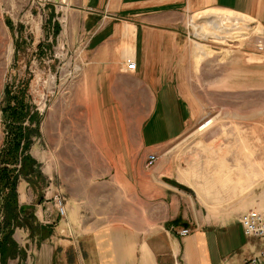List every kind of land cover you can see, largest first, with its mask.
Returning <instances> with one entry per match:
<instances>
[{"label": "crops", "instance_id": "crops-1", "mask_svg": "<svg viewBox=\"0 0 264 264\" xmlns=\"http://www.w3.org/2000/svg\"><path fill=\"white\" fill-rule=\"evenodd\" d=\"M60 3L67 18L83 19L84 73L73 82L82 126L66 146L75 148L74 162L89 167L75 174L80 181L63 217H43L41 203L21 202L19 183V204L33 205L38 221L53 225V233L37 243L28 230L16 229L13 239L25 255L6 264H242L257 254L261 242L245 237L238 223L248 209L241 194L219 196L211 189L215 177L207 179L195 160L198 152L183 170L169 146L201 119L200 104L192 99L201 97L200 84H210L218 66L211 65V54L199 60L185 19L226 10L259 24L254 31L263 35L264 0ZM52 7L50 17L57 11ZM128 55L134 72L124 69ZM150 155L157 160L147 168ZM185 228L190 233L180 237Z\"/></svg>", "mask_w": 264, "mask_h": 264}, {"label": "rangeland", "instance_id": "rangeland-1", "mask_svg": "<svg viewBox=\"0 0 264 264\" xmlns=\"http://www.w3.org/2000/svg\"><path fill=\"white\" fill-rule=\"evenodd\" d=\"M62 1L0 0V103L5 86L14 78H30L32 103L43 115L40 137L34 139L30 153L46 182L39 180L31 187L22 181L20 195L21 202L41 203L43 217L58 215L53 195L65 198L64 203L68 201L80 181L75 174L89 167L74 162L75 148L66 146L81 133L82 116L75 103L74 83L84 73L85 62L80 54L84 44L79 41L83 19L67 18L63 9H58ZM53 5L57 6L54 21L61 25L54 43L53 26L48 23ZM194 15L185 19V28L187 38L197 43L200 41L192 37ZM258 25L252 23L259 29ZM72 36L73 42L78 38L76 43H72ZM230 41L209 38L200 43L207 48V55L211 54V65L218 66L214 77L211 73L210 84H200L201 97L192 99L196 106L200 104L196 109H202L201 119L169 146V154L184 170L192 153L198 152L195 160H201L199 166L207 179L215 177L211 180L216 182L213 191L219 196L222 192H239L243 208L264 212V33L252 31ZM128 59L134 60L128 55L124 62ZM3 139L0 112V148Z\"/></svg>", "mask_w": 264, "mask_h": 264}, {"label": "trees", "instance_id": "trees-1", "mask_svg": "<svg viewBox=\"0 0 264 264\" xmlns=\"http://www.w3.org/2000/svg\"><path fill=\"white\" fill-rule=\"evenodd\" d=\"M53 15L48 18V23H51ZM8 25L11 27L9 22ZM52 26L54 43L60 25L53 21ZM39 47L43 48L42 44ZM29 84L30 78L18 81L14 78L5 86L0 103L4 133L0 148V264H6L8 259L17 255H25L13 239L16 229L28 230L29 236L35 238L37 243L53 233V225L38 221L33 205H20L18 199V185L21 181L31 187H35L39 180L45 181L39 163L30 153L34 139L40 137L43 115L32 103Z\"/></svg>", "mask_w": 264, "mask_h": 264}, {"label": "bare ground", "instance_id": "bare-ground-1", "mask_svg": "<svg viewBox=\"0 0 264 264\" xmlns=\"http://www.w3.org/2000/svg\"><path fill=\"white\" fill-rule=\"evenodd\" d=\"M253 22V20L246 16L234 13L208 10L195 14L192 17L191 24L194 30L192 34H195L194 37L200 41L197 43L193 41V43L195 42L194 51L198 55L199 60L204 56H208L207 48L200 44L201 42H207L209 38L218 41H230V39L242 38L255 30L257 26L252 27ZM193 40L196 39L193 38ZM210 122L206 123L207 125H205L204 128L208 126Z\"/></svg>", "mask_w": 264, "mask_h": 264}, {"label": "built area", "instance_id": "built-area-1", "mask_svg": "<svg viewBox=\"0 0 264 264\" xmlns=\"http://www.w3.org/2000/svg\"><path fill=\"white\" fill-rule=\"evenodd\" d=\"M194 38V35L192 34ZM124 69L127 72H134L136 70V63L133 60H126L124 62ZM157 157L150 155L146 162V167L153 166ZM53 206L58 212L59 216H65V203L64 199L59 195L55 194L52 197ZM238 223L241 227L242 233L247 238L257 239L262 244V249L255 255L245 259L242 264H264V212L258 210H247L241 213L238 217ZM190 233L189 229H181L178 234L180 237H185Z\"/></svg>", "mask_w": 264, "mask_h": 264}]
</instances>
